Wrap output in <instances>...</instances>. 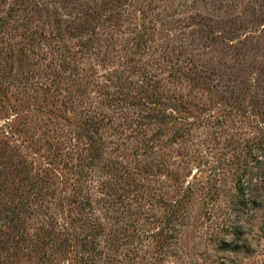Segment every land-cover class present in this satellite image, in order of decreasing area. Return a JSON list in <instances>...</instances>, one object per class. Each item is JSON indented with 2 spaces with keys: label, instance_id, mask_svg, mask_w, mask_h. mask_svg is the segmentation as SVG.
Returning a JSON list of instances; mask_svg holds the SVG:
<instances>
[{
  "label": "rangeland",
  "instance_id": "rangeland-1",
  "mask_svg": "<svg viewBox=\"0 0 264 264\" xmlns=\"http://www.w3.org/2000/svg\"><path fill=\"white\" fill-rule=\"evenodd\" d=\"M33 1L35 43L0 23V213L24 161L54 208L26 233H66L57 253L0 237V264H264V0Z\"/></svg>",
  "mask_w": 264,
  "mask_h": 264
},
{
  "label": "trees",
  "instance_id": "trees-1",
  "mask_svg": "<svg viewBox=\"0 0 264 264\" xmlns=\"http://www.w3.org/2000/svg\"><path fill=\"white\" fill-rule=\"evenodd\" d=\"M38 4L39 3H36L33 0H0V23H5L7 25L12 24V23L13 24L19 23L20 26L24 27L23 29L24 31L21 35L25 36L26 44L27 45H30V43L33 44L37 41V38H38L37 29L36 28L33 29V24L36 18V15L34 13L36 11ZM109 14L110 15L106 17L102 13L97 12L98 21H102L103 17H105L106 19L112 18L115 15V12L110 11ZM100 26L104 27L105 25L103 24ZM92 32L95 33V30ZM137 96H139L138 99L140 100V102H138V105L143 106V108L150 107V110L154 113H156L157 109H160L159 107L167 104L163 100L158 99L157 97L155 99H152L150 95L149 97L148 96L144 97V96L137 94ZM138 117L140 118V116ZM77 132L78 131L72 132L74 139H75V136H77L75 141H77L79 145L84 144L83 136L80 134L78 135ZM75 148L73 147V149ZM78 149H79V146H78ZM78 154L80 153H77V155ZM74 155H75L74 153L69 155L71 156V161L72 159H74ZM97 158H100V157L97 156ZM78 159L80 160V163H81L82 161L83 162L85 161L86 157L82 155ZM90 159L93 161L94 158L91 157ZM93 162H97V161L95 160ZM18 164L22 165L21 169H19V167L16 166V168L19 169L21 185L22 184L27 185L29 186V189L26 190V194H24V190L22 191V189L18 192L19 194H22L21 198L23 202L22 204L15 206L11 214H6L5 216L2 213H0V237L10 236L11 234L15 235L16 232L17 234H20L18 230H23L26 233L27 230L25 229V227H27V224H28L27 220L29 218L33 216H37V215L40 216L41 214L47 216L48 214L45 213V210H48L50 212V211H53L54 209L53 207L50 208L49 205L45 204V197H44L43 191H45L46 189L49 190L51 188L50 186L48 187L46 186L48 183L47 179L41 178L39 180L34 179L33 181H31L29 178V175L31 174L32 170L31 168H29V164L24 161H21ZM147 166L148 165H145L144 168L147 169ZM150 167H151V171H153L154 166L150 165ZM112 171L111 172L109 171L107 174L108 175L107 177L111 179H113V176H114ZM1 177L2 175H0V178ZM173 179L174 180L176 179L175 180L176 182L180 181L178 175L176 177L173 176ZM28 180L30 181V183H28ZM115 180H117V178L114 179L113 181ZM42 181L45 182V184H41ZM8 190L9 189H7V183H5V181L0 180V205H2L6 201ZM46 195L48 196V193ZM35 204H36V207H34ZM181 206H182L181 200H176L173 204L170 205V207H172L173 209L174 216L175 214L179 212V210L181 209ZM56 212H57V209L55 206V213ZM50 219L52 221L50 224L44 223L42 225L43 226L55 225L53 228H51V230L46 229L44 227H40L39 228L40 230H44L47 233L33 235V236H30L28 233H26L25 235H21V236L19 235V240L16 242L17 244L16 247L20 248L21 242H25V243L29 242L32 244L36 240V242L39 241L42 245H45L47 244V242H50L51 243L50 251L52 250L51 251L52 253L53 252L57 253L56 250L60 248V246L58 245V240L60 239L61 236H64L63 233H66V232L56 230V225H59L62 229H64L66 226L61 225L59 222H57V217H51ZM85 228H86V239L83 240L84 246H85L84 249L88 252H91V251L94 252V250L97 249V246H99V243L101 241L98 232H100L101 236L102 234L103 236L106 235L104 225L101 222H99V220L90 221L86 219ZM8 231L10 232L9 235L6 234V232ZM40 235L44 239L40 238ZM107 239H108V236H107ZM4 242L6 243V241ZM44 249L46 248L44 247ZM52 253H50V255ZM91 256L92 254L89 253V255L85 257V259L90 260Z\"/></svg>",
  "mask_w": 264,
  "mask_h": 264
}]
</instances>
